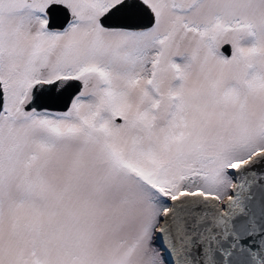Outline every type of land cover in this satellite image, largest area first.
<instances>
[{
	"label": "snow or ice",
	"instance_id": "1",
	"mask_svg": "<svg viewBox=\"0 0 264 264\" xmlns=\"http://www.w3.org/2000/svg\"><path fill=\"white\" fill-rule=\"evenodd\" d=\"M0 264H264V0H0Z\"/></svg>",
	"mask_w": 264,
	"mask_h": 264
},
{
	"label": "water",
	"instance_id": "2",
	"mask_svg": "<svg viewBox=\"0 0 264 264\" xmlns=\"http://www.w3.org/2000/svg\"><path fill=\"white\" fill-rule=\"evenodd\" d=\"M61 21H62V17H58L56 22H57V24H59ZM226 51H230V50L226 49ZM70 91H73L74 92L75 89L70 90Z\"/></svg>",
	"mask_w": 264,
	"mask_h": 264
}]
</instances>
